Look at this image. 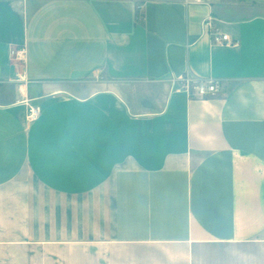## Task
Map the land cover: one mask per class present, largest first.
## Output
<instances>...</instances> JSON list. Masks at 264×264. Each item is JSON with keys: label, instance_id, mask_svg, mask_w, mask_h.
<instances>
[{"label": "crops", "instance_id": "obj_1", "mask_svg": "<svg viewBox=\"0 0 264 264\" xmlns=\"http://www.w3.org/2000/svg\"><path fill=\"white\" fill-rule=\"evenodd\" d=\"M0 243L264 264V0H0Z\"/></svg>", "mask_w": 264, "mask_h": 264}, {"label": "rangeland", "instance_id": "obj_2", "mask_svg": "<svg viewBox=\"0 0 264 264\" xmlns=\"http://www.w3.org/2000/svg\"><path fill=\"white\" fill-rule=\"evenodd\" d=\"M91 253L96 257L91 258ZM99 247L0 243V264H101Z\"/></svg>", "mask_w": 264, "mask_h": 264}, {"label": "built area", "instance_id": "obj_3", "mask_svg": "<svg viewBox=\"0 0 264 264\" xmlns=\"http://www.w3.org/2000/svg\"><path fill=\"white\" fill-rule=\"evenodd\" d=\"M185 2L199 1V0H184ZM142 8V4H138V9ZM216 17L213 15L207 16L205 20V27L210 33L212 42L214 44H234L236 41L232 39L227 32H223L216 25ZM13 52V51H12ZM183 83L179 88L187 90L191 95L206 96L216 93L221 88V80L214 77L208 78H193L189 75L183 76ZM21 101L25 102L28 106L27 120H36L40 113L41 107L38 104L31 103V99L24 98Z\"/></svg>", "mask_w": 264, "mask_h": 264}]
</instances>
